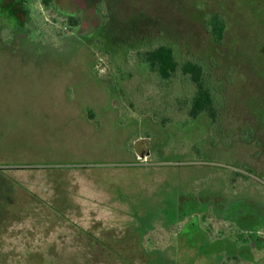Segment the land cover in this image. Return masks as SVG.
<instances>
[{"label":"rangeland","instance_id":"1","mask_svg":"<svg viewBox=\"0 0 264 264\" xmlns=\"http://www.w3.org/2000/svg\"><path fill=\"white\" fill-rule=\"evenodd\" d=\"M0 264H264V0H0Z\"/></svg>","mask_w":264,"mask_h":264},{"label":"trees","instance_id":"2","mask_svg":"<svg viewBox=\"0 0 264 264\" xmlns=\"http://www.w3.org/2000/svg\"><path fill=\"white\" fill-rule=\"evenodd\" d=\"M46 7L51 0H42ZM69 25L78 27V21L69 19ZM210 33L216 43L223 41L225 24L219 17L215 16L210 22ZM137 60L150 68L162 85L170 86L174 79L181 76L187 85L195 88V93L190 100L189 116L197 119L200 115L207 113L214 122L216 119L215 97L206 80L205 67L194 62L180 63L175 51L171 47L159 46L155 49L139 52Z\"/></svg>","mask_w":264,"mask_h":264}]
</instances>
